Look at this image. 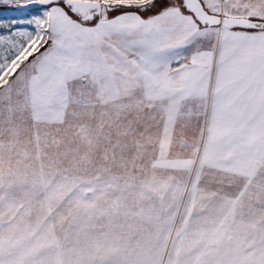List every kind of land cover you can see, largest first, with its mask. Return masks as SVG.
<instances>
[{
	"label": "snow or ice",
	"instance_id": "1",
	"mask_svg": "<svg viewBox=\"0 0 264 264\" xmlns=\"http://www.w3.org/2000/svg\"><path fill=\"white\" fill-rule=\"evenodd\" d=\"M0 264H264V0H0Z\"/></svg>",
	"mask_w": 264,
	"mask_h": 264
}]
</instances>
